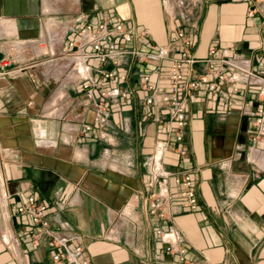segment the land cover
Returning a JSON list of instances; mask_svg holds the SVG:
<instances>
[{
    "label": "crops",
    "instance_id": "0c3cea01",
    "mask_svg": "<svg viewBox=\"0 0 264 264\" xmlns=\"http://www.w3.org/2000/svg\"><path fill=\"white\" fill-rule=\"evenodd\" d=\"M163 1L0 0V61H39L41 78L34 82L30 70L0 75V264H58L59 251L69 253L64 264H264V134L257 136L253 114L261 105L258 81H241L236 91L201 89L185 101L188 155L166 150L162 164L170 171L197 169L196 209L170 180L165 217L150 212L157 190L150 161L167 131L151 117L156 106L144 104L140 79L148 72L158 91L168 92L169 58L92 60L89 75L97 86L128 94L109 103L105 137L95 125L84 128L96 99L62 56L69 40L83 25L107 20L140 34L131 42L117 39L119 46L157 51L170 35ZM170 3L174 21L190 30L193 56L208 58L215 48L219 57L249 58L264 76V0H201L189 9ZM100 66L126 78L105 79ZM29 196L46 204V230L63 239L58 246H49L48 232L33 244L31 215L16 210ZM172 225L183 235L186 261L166 251L159 237V229Z\"/></svg>",
    "mask_w": 264,
    "mask_h": 264
},
{
    "label": "built area",
    "instance_id": "2783aa9c",
    "mask_svg": "<svg viewBox=\"0 0 264 264\" xmlns=\"http://www.w3.org/2000/svg\"><path fill=\"white\" fill-rule=\"evenodd\" d=\"M201 0H177V4L189 9ZM248 1V0H244ZM164 6L171 18L170 35L168 41L160 45L157 51H145L140 48H126L118 45L117 39L124 42H131L133 37L139 33L128 30L121 23L113 25L109 21L103 20L97 25L85 24L78 32V37L68 42V49L62 54L63 57L71 60V68L82 82V87L88 97L96 99L93 121L84 125L86 131H90L93 125L97 126L101 137L106 136L104 128L110 117V102L117 101L120 97H126L128 91L123 88H107L97 86L89 75V71L94 67L93 61L103 64L111 60L113 64L120 63V57L124 54H132L138 61L143 63L158 64L163 59L169 58L171 63L168 69V92L162 94L151 80V75L144 72L141 75L140 86L146 91L144 104L156 106V111L152 117L154 121L166 125V138H161L156 142L154 154L150 161V172L152 176L151 184L157 186V190L151 194L150 212L160 217H165L164 206L169 199V181L180 189V194L185 197L187 205L191 209L198 207V198L195 190L197 169H180L177 171L167 170L162 164L163 154L166 150H173L179 155L187 156L188 148L184 143L183 129L186 122L185 101L196 98L201 89L214 90L220 85L229 86L232 90L239 89L241 81H258L259 98L261 105L253 114L256 116V123L259 125L257 136L264 134V76L255 71L249 58L243 56H232L224 54L219 57L215 48L210 50L208 58H198L192 55L190 46L192 43L191 33L184 24H177L174 20L173 10L170 0H164ZM248 14H253V9L248 10ZM264 25V22H263ZM178 50L177 55H172L173 51ZM231 50V48H229ZM264 60V44L262 46ZM39 61L28 63L14 62L10 57H3L0 61V75L17 76L26 70H30V76L34 82H40L41 78L37 74L36 68ZM231 68V72H226L225 67ZM207 72L201 73L202 68ZM103 78L121 80L126 78V74H118L115 68L97 67ZM209 74L213 75L211 79ZM165 110L161 114L159 110ZM256 136V137H257ZM177 143L171 146V139ZM1 153V147H0ZM46 204L38 202L35 196H29L26 202L16 206L19 213H29L35 227L30 235L34 245L39 238L48 232L50 247L58 246L63 239L46 230L44 213ZM159 237L165 243L168 252L180 255V260L186 261L184 257L185 248L182 246L183 235L180 230L172 225L169 228L158 230ZM80 250V248H77ZM68 252H56L53 260L58 264H64V258ZM84 264H87L85 261Z\"/></svg>",
    "mask_w": 264,
    "mask_h": 264
}]
</instances>
